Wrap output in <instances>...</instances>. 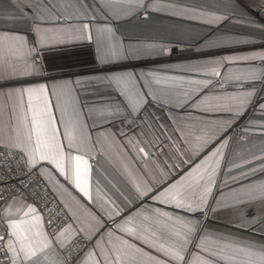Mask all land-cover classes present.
Segmentation results:
<instances>
[{
    "label": "crops",
    "instance_id": "crops-1",
    "mask_svg": "<svg viewBox=\"0 0 264 264\" xmlns=\"http://www.w3.org/2000/svg\"><path fill=\"white\" fill-rule=\"evenodd\" d=\"M144 4L147 7L135 8L125 14V5L108 4L106 0H84L83 6L78 4L77 8L82 13L86 10L87 18L58 21L55 26L65 28H79L81 24L88 23L93 33L97 28L111 25L125 48L146 44L157 47L151 55L126 56L115 62L101 63L96 57L94 41H78L75 37L79 33L70 32L66 42L44 50L42 58L37 57L42 59L41 75L0 80V93H5L0 96L3 139L9 142V124L17 123L11 117L14 101L6 95L11 88L38 84L49 86V96L53 101L51 111L57 117L56 127L60 130L63 143L66 142L60 124L61 112L55 104L59 102L63 107L67 99L79 113L82 134L88 139L85 144L77 145L80 150L74 149L73 156L80 155L82 161L87 162L80 163V183L90 191L91 199L83 196L52 164L40 161L30 166L29 156L22 152L29 167L36 170L70 217V222L62 230L64 236L61 240L65 245L76 236H91L92 243L77 264H95L97 260L104 264L101 256L110 253V242H118L121 237L152 253L164 264H176L147 245L131 241L130 237L117 229V223H123L124 217H135L138 210L142 216L133 223H143V216L151 215L145 209H159L198 222L189 253L198 251L194 244L201 237H207V248L214 251L223 248L225 255L236 258L233 264H242L249 257L246 251H240L241 248L264 250V198L259 196L264 192V111L259 108V98H264V83L241 86L230 78L253 72L259 74L264 67L255 64L260 59H249L217 66L221 76L201 73L208 70L205 66L210 61H219L222 57L264 55V23L250 13L256 6L264 4V0H159V11L152 10V0H144ZM36 12V0H0V20L4 21L0 23V31L23 32L22 26L12 29L10 20L23 14L31 22ZM200 13L207 15L201 17ZM214 16L229 19L206 22ZM249 21L252 26L248 25ZM28 40L32 41L31 34ZM171 46L177 47L179 58L167 59ZM113 74H134L140 78L141 85L147 84L152 76L167 78L168 82L141 88L147 93L144 97L147 102L136 111L127 107L124 98L111 88L98 87L101 78ZM201 81L209 84L203 91L199 87ZM253 87L259 89L257 102L246 109L240 108L243 115L201 110L210 104L223 102L218 98L242 96ZM189 92L193 93L190 101L198 96H207L208 99L203 104L198 102V106L181 107L183 100L180 98ZM97 101L114 103L121 108V112L111 122H106L91 111V106ZM16 111L17 116L22 117L24 110L17 108ZM142 111L145 116L139 117ZM233 127H239L245 137L230 134ZM202 130L215 133V137L194 158L191 148L195 146V137L202 135ZM221 140L227 143L222 149L220 166L213 176L214 185L203 212L185 213L181 209L157 204L149 197L141 199L137 196V187H148L155 192L158 186L165 187L179 179ZM141 148L147 156L140 152ZM253 169L256 171H251ZM253 196L257 198L252 199ZM28 205L34 207L27 201L11 196L0 201V216L10 212L16 214V219L31 221L34 214L22 215L27 212ZM1 221L7 232L4 243L8 239L15 243V237L8 236V219ZM69 225L71 228L65 231ZM249 225H252L251 229ZM22 227L28 229L25 243L39 247L46 233L44 226L42 229L39 226L30 228L29 224H23ZM37 232L41 234L37 235ZM171 240V237L165 236L162 242L171 244ZM98 241L100 247L95 246ZM15 246L19 252V244ZM60 248L53 241L51 248L31 261L24 260L23 253H19L16 264H61ZM90 251L101 255L89 256ZM12 255L8 252L9 258ZM141 261L142 264H149L146 258L142 257ZM214 264H224V261H214Z\"/></svg>",
    "mask_w": 264,
    "mask_h": 264
},
{
    "label": "snow or ice",
    "instance_id": "snow-or-ice-1",
    "mask_svg": "<svg viewBox=\"0 0 264 264\" xmlns=\"http://www.w3.org/2000/svg\"><path fill=\"white\" fill-rule=\"evenodd\" d=\"M84 0H36L37 12L33 15L31 22L23 14H18L10 20L12 29L20 26L24 31L15 30L0 31V80L7 81L9 79H19L25 76L41 75L42 53L44 50L67 40L70 32H78L75 37L78 41H90L96 45V57L101 63L115 62L126 56L151 55L156 49L154 44L140 45L136 48L129 46L125 48L116 36L115 30L111 25H105L97 28L95 33L90 31L88 23H83L79 28L74 26L57 27L58 21H68L69 19L87 18L86 10L81 12L77 5L83 6ZM108 4H121L126 6V13H130L135 8L147 7L144 0H106ZM159 0H152V10L159 11ZM183 11V10H181ZM201 17L207 14L200 13ZM229 17L214 16L208 19V23H216L221 20H227ZM0 23H4L0 20ZM53 25L49 27L47 25ZM252 26V22H248ZM31 34L32 41L29 42L28 35ZM209 43H213L209 41ZM215 46V45H213ZM249 59H260L264 61V55L256 56H238V57H222L219 61H210L205 67L207 71L202 72L205 76H221L217 70V66L223 63H232L235 61H248ZM30 69V70H29ZM233 79L241 86L259 82H264V70L259 74L253 72L246 76H237ZM140 78L134 74H113L101 78L99 86H107L115 91L120 97L124 98L125 105L132 110L138 111L143 108L147 102L144 97L147 93L141 91V88L151 87L153 83L159 85L167 83V78H158L152 76L147 84H140ZM73 83H80L74 81ZM209 86L203 81L199 82L200 90L203 91ZM54 87V86H53ZM49 86L46 84H38L35 86H19L11 88L6 95L12 98L14 106L11 108V117L17 120L13 125L9 124L10 140L5 142L2 136V121H0V149L20 150L29 156L28 163L34 166L40 161H46L52 164L57 172L63 176L69 183L83 194V196L91 199L90 191L81 186L80 163L82 156H73V150L79 151L77 145L86 143L88 137L82 134V125L80 124L79 113L75 111L72 102L65 100L64 106L61 107L59 102L55 104L58 111L61 112L60 124L63 128V138L66 143L61 142L60 130L56 127L57 117L51 111L53 101L49 96ZM259 89L253 87L244 92L242 96H227L218 98L223 101L221 103L210 104L208 107L201 109L202 111H228L235 115H243L240 108H247L257 102ZM5 93H0V96ZM193 95L189 92L186 96L181 97L185 106H198V102L203 104L208 97L198 96L196 100H189ZM17 108L23 109L22 117L17 116ZM259 108L264 111V98H259ZM2 107H0V116H2ZM91 111L103 117L106 122H111L120 112L121 108L114 103L106 101H97L91 106ZM67 115V122L65 121ZM183 132V129H180ZM215 133H209L202 130V135L195 137V146L191 148L193 157H198L205 148L212 143ZM226 141L221 142L199 163L190 167L177 180H173L165 187H157L155 192L148 187H137V196L141 199L149 197L155 203L166 205L171 208L181 209L185 213L203 212L207 204V198L211 195L212 186L214 185V174L220 166L222 158V149L226 146ZM140 152L147 156L144 149ZM75 162V163H73ZM247 162V161H246ZM187 163V161H185ZM239 166V165H237ZM253 172L256 169L251 170ZM248 175V173H245ZM135 186V185H134ZM260 198H264V192L259 193ZM256 199V196L251 197ZM21 210H17L20 212ZM150 216H143V223L136 225L134 220L142 216L141 211H137L136 216H127L123 218V223H117V229L124 233L126 237H130L131 241H139L142 245L167 257L169 261L176 264H214L215 262L224 261V264H233L236 258L234 256L225 255L223 248L214 251L205 246L207 237H201L194 247L198 251L189 253V245L193 244L192 236L197 231V223L192 220L185 219L182 216H173V214L159 209L148 210ZM29 213L34 214L31 221L16 219L14 213L5 212L0 219L7 218V228L10 229L9 237H15V243L12 239H8L6 243L0 244V251L6 254L11 252L13 255L9 259L11 264H16V257L19 253H23L26 261H31L38 255L43 254L47 249L51 248L53 241L61 247L66 246L61 237L64 231L49 240L47 234L39 247H33L26 244L28 236L25 232L28 229L22 227L23 224H29L30 228L39 226L42 229V218L36 209L30 205L27 206V212L22 215L27 216ZM119 215V210L116 209ZM111 218V216L109 217ZM51 223V221H49ZM131 225V226H130ZM179 225V227H177ZM71 225L65 229L67 231ZM252 225H249V229ZM158 229V231H157ZM37 235L41 233L37 232ZM111 235V233H109ZM171 237V244L163 241L164 237ZM91 239V236L88 237ZM0 241H5V236H0ZM70 243V240L68 241ZM16 244H19V252ZM100 247L98 241L95 245ZM226 247H233L227 245ZM240 251H246L248 261L242 264H264V250H253L251 247L241 248ZM206 253V255H202ZM101 255L99 252L90 251L89 256ZM146 258L149 264H164L161 260L150 252L144 251L142 247H138L136 243L130 242L128 239L121 237L118 242H110V253L101 256L104 264H142L141 258ZM255 258V259H253ZM95 264H101L97 260Z\"/></svg>",
    "mask_w": 264,
    "mask_h": 264
},
{
    "label": "built area",
    "instance_id": "built-area-1",
    "mask_svg": "<svg viewBox=\"0 0 264 264\" xmlns=\"http://www.w3.org/2000/svg\"><path fill=\"white\" fill-rule=\"evenodd\" d=\"M250 13L256 20L264 23V4L256 6ZM177 58H179L178 49L176 46H171L167 59ZM255 64L264 67V61L257 60ZM144 116L143 111L139 113V117ZM229 133L238 138L245 137L239 127H233ZM11 196L27 201L37 209L49 238L55 237L70 222L66 210L57 201L36 170L29 167L22 151L0 149V201ZM6 234V228L0 219V236L6 238ZM91 243V239L83 235L72 238L70 243L68 242L66 246L59 249L61 264H77L78 259ZM0 244H4V241H0ZM0 264H9L8 253L0 251Z\"/></svg>",
    "mask_w": 264,
    "mask_h": 264
}]
</instances>
